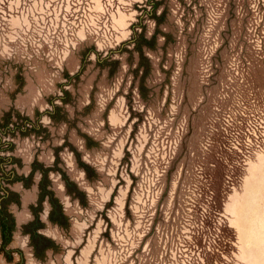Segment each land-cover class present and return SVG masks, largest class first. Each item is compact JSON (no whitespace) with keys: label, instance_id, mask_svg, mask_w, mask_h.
Returning a JSON list of instances; mask_svg holds the SVG:
<instances>
[{"label":"rangeland","instance_id":"1","mask_svg":"<svg viewBox=\"0 0 264 264\" xmlns=\"http://www.w3.org/2000/svg\"><path fill=\"white\" fill-rule=\"evenodd\" d=\"M0 264H264V0H0Z\"/></svg>","mask_w":264,"mask_h":264},{"label":"trees","instance_id":"2","mask_svg":"<svg viewBox=\"0 0 264 264\" xmlns=\"http://www.w3.org/2000/svg\"><path fill=\"white\" fill-rule=\"evenodd\" d=\"M155 19H156L157 21L159 20L157 17H155ZM85 168H87V169H88V166H85Z\"/></svg>","mask_w":264,"mask_h":264}]
</instances>
